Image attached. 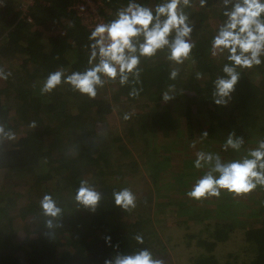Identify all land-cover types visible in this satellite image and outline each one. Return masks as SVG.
<instances>
[{"label": "trees", "instance_id": "1", "mask_svg": "<svg viewBox=\"0 0 264 264\" xmlns=\"http://www.w3.org/2000/svg\"><path fill=\"white\" fill-rule=\"evenodd\" d=\"M71 2L34 0L28 22L17 0H0V70L7 76L0 78V125L15 136L9 146L0 140V264H105L142 250L171 264L169 241L157 232L183 228V247L193 253L187 264H264V185L241 195L223 189L219 197L187 195L211 168L194 166L197 153L218 154L228 163L248 157L264 141V56L260 65L237 66L240 79L228 103H214L215 81L227 79L223 67L232 62L227 50L214 52L213 38L232 3L205 0L196 11V0H190L183 8L194 45L188 59L177 64L167 47L140 56L138 78L129 74L121 85L119 76L102 75L106 82L90 98L63 77L51 92H42L51 73L63 69L67 77L100 60L91 58L95 41L68 9ZM101 2L106 24L130 2L154 12L166 0ZM166 90L173 97L167 102ZM118 107L125 109L119 111L122 127ZM232 133L244 141L238 151L224 147ZM82 181L101 195L95 211L76 199ZM139 186L149 189V197L127 210L115 204L114 193L127 188L135 196ZM45 195L61 209L58 217L44 214ZM236 231H242L249 255L235 262L228 252L221 260L217 249Z\"/></svg>", "mask_w": 264, "mask_h": 264}, {"label": "clouds", "instance_id": "2", "mask_svg": "<svg viewBox=\"0 0 264 264\" xmlns=\"http://www.w3.org/2000/svg\"><path fill=\"white\" fill-rule=\"evenodd\" d=\"M223 2L225 6L231 2L232 8L224 12L227 20L213 38V49L214 52L221 53L227 50L228 60L232 64L223 67L227 79L218 78L215 81L214 96L217 98L214 103L221 106L228 103L230 94L240 79L237 66L251 68L260 65L262 62L260 57L264 56V0ZM204 3L205 0H201V5ZM189 4L190 0H166L156 6L153 12L151 8L130 2L126 8L118 11L117 18L112 22L96 25L89 37L95 41L91 45V58L95 59L99 55V63L84 72H73L67 77H64L63 69L51 73L43 85L42 92H51L61 84L63 77L64 82L71 85L74 90L94 98L97 95V88L103 87L106 82L102 75L109 80H115L119 76L121 85L126 84L129 74L139 77L137 66L140 63V56L152 57L158 50L166 47L169 49L170 60L177 64L183 63L190 57L194 47L188 39L192 27L183 10ZM173 32L174 38L170 40ZM141 36L143 42L137 46V38ZM177 75L178 70H173L170 78L175 79ZM0 78H7L2 70ZM137 94L135 90L131 93L133 96ZM172 98L167 92L163 95L165 102ZM203 135L207 136V133ZM5 138L14 139V134L6 132L0 125V140ZM243 143L242 138H234L232 133L229 134L224 147L238 151ZM205 164L211 165V168L187 193L190 198L199 200L205 197H219L222 189L235 195L247 194L258 184L264 185V141L259 143L258 148L251 150L248 157L228 163L222 162L218 154L197 153L194 166L202 168ZM213 173H218V177ZM76 199L83 206L95 211L101 195L87 182L82 181ZM114 200L115 204L123 209L135 207L136 198L127 188L114 193ZM41 207L46 216L55 218L60 215L61 209L51 196L43 197ZM48 223L51 226V221ZM137 240L143 242L139 236ZM105 264H163V261L154 259L150 251L142 250L134 255H117L114 260L105 261Z\"/></svg>", "mask_w": 264, "mask_h": 264}, {"label": "rangeland", "instance_id": "3", "mask_svg": "<svg viewBox=\"0 0 264 264\" xmlns=\"http://www.w3.org/2000/svg\"><path fill=\"white\" fill-rule=\"evenodd\" d=\"M27 1L28 0H17L18 3H26ZM199 1L201 2V0H196V2H194L193 6H191V8L196 10V11H198L202 7H204V4L195 6V4L198 3ZM166 92L168 94H171L170 90H166L165 93ZM141 102H142V99H139V102L135 103V105H137V104H139ZM112 106H113V109H114L115 108V104L113 103ZM9 107L11 108L10 112L12 114L13 113L12 109H14L16 107L15 103H14V100H10L9 101ZM132 107L135 108L134 105H132ZM180 108L183 109V106L181 105ZM126 110H128V109H126ZM119 111H125V109L122 108V107H118L117 109L114 110V113L117 115L116 117L118 118V125H120V127H122L124 125L123 122H122L123 117L122 116L119 117ZM13 116L16 117L15 115H13ZM182 131L184 132L185 130H182ZM172 133H170V135H174V132H172ZM160 134H162V133H160ZM182 135H183V133H182ZM13 140L14 139H11V140L6 139L5 140V145L9 146L13 142ZM102 144H104L103 141H102ZM65 145H67V144H65ZM67 147H68V145H67ZM144 181L146 182V180H144ZM132 183L135 184V180L132 181ZM148 184H149V182H148ZM140 188H141L140 190L137 188V191H136L137 194L135 195V198L138 199V200L141 198L143 200L144 197H149V189H147L146 187H140ZM137 195L139 197H137ZM151 212L152 211H151V208H150L149 209V213H151ZM182 230L185 231L184 228ZM163 232L164 233H161V232H157V233H158V235H159V237H160V239L162 241L163 240L169 241V246L167 247V252H168V256H169V258L171 260V264H187L188 258L193 253H191V248H186L185 249V247H183L184 242L180 238V235L182 234V232L181 231H178V233L173 232V231L167 232V230L163 231ZM170 243L176 245V248H174V246L171 245ZM247 249H248V247L245 245V243L243 241L242 231H236L235 233L231 234L230 238L224 244L219 246V248L217 249V252H218L217 256H218V258H220L222 260V258H224L225 255L229 252V253H231L230 260L235 261V262H240V261H242V259L244 258L245 255H247V256L249 255V253H250L249 251H248V253H246Z\"/></svg>", "mask_w": 264, "mask_h": 264}, {"label": "built area", "instance_id": "4", "mask_svg": "<svg viewBox=\"0 0 264 264\" xmlns=\"http://www.w3.org/2000/svg\"><path fill=\"white\" fill-rule=\"evenodd\" d=\"M34 0H28L26 3H18V8L26 20L30 22L27 16L29 6L33 4ZM103 4L101 0H72L69 10H72L78 18L80 24L89 32H93L96 25L104 23L101 14Z\"/></svg>", "mask_w": 264, "mask_h": 264}]
</instances>
